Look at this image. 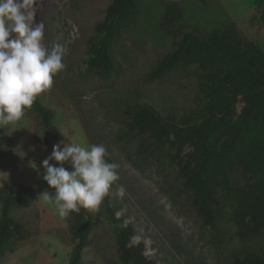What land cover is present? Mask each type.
Instances as JSON below:
<instances>
[{"label": "trees", "instance_id": "16d2710c", "mask_svg": "<svg viewBox=\"0 0 264 264\" xmlns=\"http://www.w3.org/2000/svg\"><path fill=\"white\" fill-rule=\"evenodd\" d=\"M35 1V0H34ZM140 0H111L105 16L89 38V69L108 81L117 74L112 54L118 36L139 20ZM34 25L41 24L35 7ZM184 11L169 1L162 24L172 38L171 49L156 60L146 80L161 83L178 71L193 69L197 86L195 106L182 115L165 114L139 97L124 102L123 126L114 136L126 157L138 168L147 163L158 169L176 167L165 192L173 199L185 195L203 226L219 232L215 248L221 264H264V247L233 249L234 241L264 238V47L259 40L264 28V0H258L251 19L254 39H248L238 24H226L202 33L192 24H179ZM178 24V25H177ZM243 33V34H242ZM55 107L39 98L32 106L45 131L34 138L35 148L51 152L63 145L65 129L59 121L62 102ZM58 107H61L60 111ZM16 144L0 130V167L11 164ZM108 150V149H107ZM109 152V150H108ZM108 159L112 162V158ZM36 201V190L20 183L0 186V261L18 245L38 236L33 221L18 215ZM108 220L115 226L118 264H157L145 254L132 223L116 218L117 206L104 198ZM71 250L67 264H80L91 235L96 233L93 212L81 208L69 215ZM228 219L230 225L222 223ZM232 230H231V229ZM135 240L132 246L129 241Z\"/></svg>", "mask_w": 264, "mask_h": 264}, {"label": "rangeland", "instance_id": "374dc122", "mask_svg": "<svg viewBox=\"0 0 264 264\" xmlns=\"http://www.w3.org/2000/svg\"><path fill=\"white\" fill-rule=\"evenodd\" d=\"M169 1L179 2L184 11L179 24L196 25L202 33H208L233 20L248 39H254L251 19L258 0H140L138 22L118 36L112 50L117 74L105 81L89 69L86 51L94 27L104 18L111 0H35L32 11L35 7L38 10L45 44L59 42L67 47L64 69L54 77L53 87L38 98L47 106L64 104L63 109L58 107L59 121L65 129L61 148L71 139L83 142L85 147L103 144L112 162L120 165V179L110 189L109 205L117 206L116 218L134 225V237L144 243L150 259L157 264H221L222 255L217 253L214 240L222 238L223 226L219 232L203 226L185 195L173 199L165 192L166 177H174L176 167L167 166L166 171H160L156 164L147 163L138 168L114 139L124 125V102L130 98L139 97L163 113L176 116L195 106L197 79L193 69L173 73L161 83L146 80L156 60L172 46V38L162 24ZM259 40L264 47V28ZM0 130L17 147L13 162L0 167V186L20 183L36 190L35 203L18 215L36 224L29 223L31 228L40 229L38 236L21 242L0 264H67L70 218H60L42 195L45 191L54 194L55 190L42 178V161L52 151L34 146L35 135H45L39 117L26 110L22 120L9 131ZM33 161L38 170L31 167ZM52 163L59 166L56 161ZM65 167L70 170L69 165ZM120 185L126 188L123 197L118 195ZM91 211L97 219L96 233L91 235L80 264H118L115 226L108 220L104 201ZM222 223L230 225L226 218ZM231 246L235 250L247 246L261 249L264 238L237 240Z\"/></svg>", "mask_w": 264, "mask_h": 264}, {"label": "clouds", "instance_id": "9594fccd", "mask_svg": "<svg viewBox=\"0 0 264 264\" xmlns=\"http://www.w3.org/2000/svg\"><path fill=\"white\" fill-rule=\"evenodd\" d=\"M33 5L34 0H0V128L8 131L53 87L54 77L65 67L66 45L45 44L44 26L34 25ZM109 156L103 144L85 147L71 139L62 148L60 144L53 146L42 161V178L55 192L42 195L60 218L79 213L81 208H99L120 179V165L110 162ZM30 164L39 169L34 161ZM125 194L126 188L120 185L118 195ZM134 243L130 240L129 246Z\"/></svg>", "mask_w": 264, "mask_h": 264}]
</instances>
